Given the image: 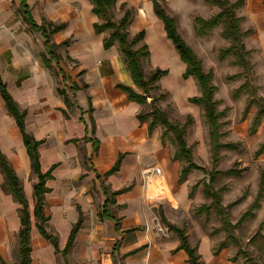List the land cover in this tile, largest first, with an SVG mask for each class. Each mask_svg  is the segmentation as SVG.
Returning <instances> with one entry per match:
<instances>
[{
    "label": "crops",
    "instance_id": "0c3cea01",
    "mask_svg": "<svg viewBox=\"0 0 264 264\" xmlns=\"http://www.w3.org/2000/svg\"><path fill=\"white\" fill-rule=\"evenodd\" d=\"M240 1L235 14L240 19L241 30L245 32L243 44L249 52L258 86L257 94L264 102V0ZM121 4L133 11L128 26L130 36L143 30L145 44L150 36L153 37L157 47L154 57L153 45H146L153 68L167 71L161 82L166 83L167 78L172 77L170 62L173 61L175 86L187 91L192 89V78L182 79L185 66L166 38L161 21L155 17L151 0H116L114 10L118 11ZM26 5L36 25L47 21L63 26L50 36V43L57 46L58 60L52 59L49 67L43 63L44 40L40 32L32 30L22 19L20 1L0 0V81L18 109L25 113L26 132L36 141H42L38 148L41 171L45 172L56 164L52 178L45 183L49 192L44 196V214L49 217L47 225H53V233L47 232L58 239V250L63 249L70 229L78 218V208L83 216L72 248L62 257L38 233L35 221L31 225L35 219L33 206L31 211L27 208L30 216V264H59L56 261L58 256L62 258V264H114L112 254L116 264H189L186 252L178 249L176 234L170 231L168 238H159L153 231L144 229L149 216L145 209L142 213V205L144 195L150 196L151 201L162 205L165 220L174 225L176 210H188L195 202V198L188 197L191 177L188 175L185 182L178 183L179 163L172 162L168 153L163 152L157 141L158 135L153 132L149 136L146 124L136 119L141 107L115 87L116 84L134 86L116 45L103 49V34H95L93 25L98 19L91 11L90 0H26ZM162 83L158 84L161 89L173 93L170 84ZM58 89L64 91L69 101L67 107ZM194 96L198 95L191 97ZM88 99L94 122L92 133L87 112ZM62 111L67 113V117ZM252 122L253 119L250 134L254 133L256 126L252 128ZM84 137L99 141L95 154L92 153L91 143L82 140ZM81 146H84L88 163L86 168L79 161ZM263 149L264 142L259 151ZM45 150L51 154V158L47 168L43 169L41 157ZM0 152L20 180L28 206L29 201H33L32 186L36 183V177L33 176L32 184L28 183L31 171L26 150L1 96ZM119 156L122 159L118 170L104 178L103 174ZM129 156H132L131 162L125 167L124 162ZM144 158L157 159L163 164L152 166L159 168L161 175L154 176L146 187L139 176L148 167L143 166ZM3 181L2 176L0 186ZM101 181L109 192L127 189L114 196V204H109L117 212L110 213L118 219L117 228L115 220H100L97 215L98 205L102 206L106 200ZM167 195L173 199L175 207ZM99 196L102 198L100 203ZM195 197L197 204L203 203L200 191ZM18 209L19 205L10 195L0 194V226L3 229L0 234V257L5 263L1 249L11 238L16 243L20 227L16 216ZM186 237L188 244L196 247L202 264H240L230 260L222 249L217 254L213 253V234L201 231L191 237L188 230Z\"/></svg>",
    "mask_w": 264,
    "mask_h": 264
},
{
    "label": "trees",
    "instance_id": "16d2710c",
    "mask_svg": "<svg viewBox=\"0 0 264 264\" xmlns=\"http://www.w3.org/2000/svg\"><path fill=\"white\" fill-rule=\"evenodd\" d=\"M22 11V19L29 24L32 30L38 31L44 40V53L41 55L43 63L49 67L50 61L58 60L56 54L57 46L50 43V36L61 30L62 25H54L51 22L43 21L40 25H36L32 20L26 0H19ZM206 4H209L217 9V12L208 19L201 17H195L194 27L195 32L198 35H206L214 27L221 26L223 38L229 42L226 48L219 50V58L223 59L227 55L232 56V63L242 68L243 73H251L252 67L249 61V52L245 49L243 44V37L245 32L241 30L240 19L235 14V9L241 4L240 0L230 2V0H203ZM116 0H90L92 5V13L97 17L98 22L93 25L95 34H103L102 47L107 50L113 45H116L119 57L128 72L132 84L134 87L116 84L115 87L121 90L128 100L138 104L141 110L136 115V119L140 123H145L147 127V133L150 136L153 131L159 127L161 128L160 141L164 143L166 137H170L173 145V152L170 156L172 162L179 163L178 170V183L186 181L187 176L194 170H200L204 175L208 176V180L201 182L202 194L204 199L208 200V203H202L198 208L208 212L212 210L214 215L220 221V227L225 234L229 235L231 229H235V226L244 219L247 213H243L238 221L232 223L230 220V213L228 208L235 205L239 199L229 205H222V193L226 190L225 186L216 187V178L218 175L228 174L229 171H219L216 169L220 157V150L228 148L234 149V143H222L221 137V118L225 114V108L218 110L217 101L214 99V93L216 90L215 85L212 83V74L210 71H205L201 60L196 56L193 49L183 40L180 35L175 17L171 15L166 8L164 0H151L152 11L155 17L161 21L166 38L171 42L174 50L178 54L180 61L184 64L185 70L182 74V79L193 78L199 89L198 96L188 98V102L192 105L199 106L202 109V116L204 123L207 127L209 153L211 160V169H207L205 166H199L195 163V157L192 146L186 142V133L189 126L192 124V117L190 115L185 116L183 122L172 121L168 113L160 106V102L165 99V92L159 91V80L167 74V71L160 69H151L147 72L144 70V60L149 57V51L147 45L143 42L144 31L140 30L135 35L130 36L128 26L132 17V9L126 8L125 4H121L119 9L122 11V15L119 18L114 17V5ZM63 45H67L63 43ZM241 73L236 74L238 76ZM235 76V75H234ZM246 80V79H245ZM245 84V83H244ZM243 86V85H242ZM239 86L233 96L236 97L239 94ZM253 94H256V89H253ZM58 94L63 96L66 107L69 105V101L65 96L64 91L57 90ZM0 96L3 100L7 113L14 119L15 124L20 132L23 145L26 150V154L29 160L30 171L36 177V183L32 186L33 196V210L32 214L35 218V227L38 233L53 246L55 253H59L64 257L72 248L76 235L82 225L83 216L78 208V218L72 225L66 243L62 250H58V239L49 234L46 230L49 217L44 214V196L49 192L45 183L52 178V171L55 169L56 164H52L45 172L40 169V160L38 148L42 144V141H36L25 130L24 116L25 113L20 111L13 101L11 96L6 91L4 83L0 81ZM148 99L149 102L147 101ZM250 102V100H249ZM248 102V105H249ZM252 102V101H251ZM259 108L256 110L252 128L257 125V120L264 116V102L261 97H258ZM247 105V107H248ZM147 107V111H143L142 107ZM89 122L90 133L93 131L94 122L90 116L92 109L88 99ZM63 115L67 117V113L62 111ZM84 142H90L92 146V153H96L99 147V141L95 138L84 137ZM74 140L73 142H76ZM122 156H119L113 166L108 169L103 177L107 178L109 175L115 173L120 165ZM0 173L3 176L2 190L5 194L10 195L12 200L19 205L18 218H19V230L16 234L15 250L17 254V264H30V216L28 213L27 201L24 197L22 184L16 176L14 170L6 160L5 156L0 152ZM196 184L190 188L188 197L191 198L196 189ZM127 189H121L114 192H109L106 187H103L102 191L106 196L105 202L102 204L98 211L99 219L109 218L116 221V228L119 226L118 219L110 215L109 204H114V196L125 192ZM264 191V170L260 175V181L258 184V193L254 202L250 205V208L257 205V200L262 196ZM161 221L167 226L169 231L176 234L179 239L178 249H182L188 256L189 264H202L199 255L196 253V247H192L188 244L186 231L183 227H177L168 223L163 215H160ZM222 249L221 245H217L213 249V253L217 254ZM113 263L117 261L112 254ZM0 264H6L0 257ZM67 264V263H65Z\"/></svg>",
    "mask_w": 264,
    "mask_h": 264
},
{
    "label": "rangeland",
    "instance_id": "374dc122",
    "mask_svg": "<svg viewBox=\"0 0 264 264\" xmlns=\"http://www.w3.org/2000/svg\"><path fill=\"white\" fill-rule=\"evenodd\" d=\"M230 1L232 2L233 0ZM165 5L167 11L175 17L178 31L183 40L193 49L196 56L201 60L203 69L211 72L212 83L216 87L214 99L217 100L218 110L226 109L224 116L220 120L222 123V137L220 140L222 143H234L235 148L220 150V157L215 166L219 171H229L228 174H221L216 178V187L222 185L226 187V190L222 193V205H229L239 199L235 205L228 208L232 223L238 221L243 213H247L244 219L235 226V229L230 230L229 235L225 234L220 227L219 219L214 215L212 210L205 212L198 208L202 203L197 204L195 196L198 191L202 193L201 182L203 180L207 181L208 176L204 175L200 170H194L189 174V177H191L189 180L192 184L189 187V191L193 185H197L191 197L193 200L195 198V202L191 204L188 210L178 212L177 209V213H174L175 219L173 223L180 228H185L186 232L189 230L191 237H194L196 233L201 231L205 234H213V239L215 240L214 246L221 245L222 250L228 254L230 260L238 261L240 264H264V191L262 196L257 200V205L250 208V205L254 202L258 193L260 175L264 170V149L263 151H259L264 142V117L260 118L259 123L254 127V133L250 134L251 121L256 110L259 108L256 78L252 71L248 74H242V68L232 63V56L227 55L223 59L219 58V50L226 48L229 44L222 36L221 26L217 25L203 36L195 32L194 27H196V25L194 18H210L217 12L215 7L206 4L203 0H165ZM113 15L119 18L122 15V11H120V9L118 11L114 10ZM129 29L131 31V27ZM152 38L153 37L150 36L146 44H148V46L153 45L154 48L152 53L154 57V54L157 53V47L154 45ZM161 53L164 52L161 51ZM173 64V61H171L170 71L172 77L168 75V77L171 78H167L166 83H162L161 79L158 82V84H170L169 88H172L173 93L167 92L159 87L160 92L167 93L165 99L159 104L168 113L172 121L183 122L185 116L190 115L192 117V124L189 126L186 133V142L193 148L195 163L199 166H205L207 169H211L207 127L202 116V109L187 101L188 97L199 94L198 85L192 78L194 86L188 91L182 87L175 86L173 79L176 71ZM151 69L154 68L149 56L147 60H144V70L147 72ZM238 73L241 74L236 76ZM239 86H241L239 94L234 97L233 93ZM253 89H256V94L252 93L254 92ZM182 91L187 92L183 93ZM149 100L150 99L147 101L149 102ZM142 109L143 111H147L148 108L144 106ZM153 132L158 135L157 141L160 143L163 152L168 153L170 157L173 152V145L170 137H166L164 143L161 144L159 139L161 128L157 127ZM84 155V146H81L78 156L80 163L85 167L88 163ZM50 156L51 154L48 151H43L41 157L43 169L47 168L50 162ZM131 157L132 156H129L128 160L124 162L125 167L130 164ZM142 161L144 163L143 166H148L150 168H152L154 164L163 165L157 159L144 158ZM33 176L34 175L31 173L28 177L29 184H32L34 179ZM139 176L141 175L139 174ZM0 177H2L1 174ZM100 186L101 189H103L104 183L102 181L100 182ZM153 191L154 190H151V192ZM0 192V194L6 195L2 190V185L0 186ZM99 198L100 200L98 203H100L102 199L101 196H99ZM202 199L203 203L209 202L203 197ZM172 204V206H176L174 202ZM32 206L33 201L31 200V202L29 201L28 203L29 211H31ZM142 206V213H144V209L149 217L154 213L159 218L160 223L164 225L160 220V215H164L162 205L156 202L148 206L146 202H144ZM150 207L151 209H149ZM100 208L101 205L99 204L97 207L98 211ZM109 208L111 214L117 213L110 205ZM16 216H18L17 213ZM34 221L35 219L32 220L31 225ZM52 228L53 225L51 223L47 225L46 230L49 233H53ZM2 230L0 226V234H2ZM170 233L171 232H169L166 237H161L160 235L157 237L168 238ZM60 234L61 236L63 235L61 232ZM173 234L175 235V233ZM84 240H86V238ZM1 251L6 260V264H17L15 241H13L12 238L5 242V247L1 249ZM56 261L62 264V258L60 256H58V258L56 257Z\"/></svg>",
    "mask_w": 264,
    "mask_h": 264
},
{
    "label": "built area",
    "instance_id": "2783aa9c",
    "mask_svg": "<svg viewBox=\"0 0 264 264\" xmlns=\"http://www.w3.org/2000/svg\"><path fill=\"white\" fill-rule=\"evenodd\" d=\"M140 175L142 184L146 187L151 183L154 176L161 175V170L157 167H147L140 172ZM144 202H146L148 206H151L152 204L156 203V201H151V197L147 195H144ZM149 209H151V207ZM164 225L160 223L159 218L154 213H152L151 217H149V220L144 223L146 231H153V233H155L157 236L160 235L161 237H166L167 234L170 232L167 226Z\"/></svg>",
    "mask_w": 264,
    "mask_h": 264
},
{
    "label": "bare ground",
    "instance_id": "6f19581e",
    "mask_svg": "<svg viewBox=\"0 0 264 264\" xmlns=\"http://www.w3.org/2000/svg\"><path fill=\"white\" fill-rule=\"evenodd\" d=\"M167 196H168V198H169V200H170V201H172V200H173V199H172V198H171L169 195H167Z\"/></svg>",
    "mask_w": 264,
    "mask_h": 264
}]
</instances>
